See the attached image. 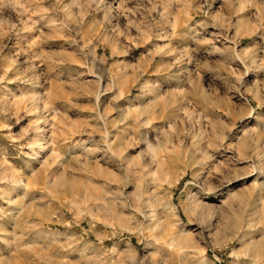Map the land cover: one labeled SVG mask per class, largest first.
Here are the masks:
<instances>
[{
  "label": "rangeland",
  "instance_id": "1",
  "mask_svg": "<svg viewBox=\"0 0 264 264\" xmlns=\"http://www.w3.org/2000/svg\"><path fill=\"white\" fill-rule=\"evenodd\" d=\"M0 264H264V0H0Z\"/></svg>",
  "mask_w": 264,
  "mask_h": 264
}]
</instances>
